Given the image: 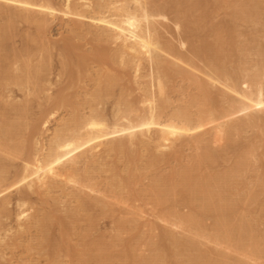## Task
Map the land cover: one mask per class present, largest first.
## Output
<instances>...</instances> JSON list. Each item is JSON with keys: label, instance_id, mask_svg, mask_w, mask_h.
Returning a JSON list of instances; mask_svg holds the SVG:
<instances>
[{"label": "bare ground", "instance_id": "bare-ground-1", "mask_svg": "<svg viewBox=\"0 0 264 264\" xmlns=\"http://www.w3.org/2000/svg\"><path fill=\"white\" fill-rule=\"evenodd\" d=\"M162 1L163 0H64V4L61 3L62 5H58L53 0H0V15L8 16V18L12 22L13 19L20 18L27 20L28 22L30 21L33 23H37L40 28H43L47 23H49V18L57 19V17L59 18V15H61L63 16V20L66 18L67 21H69L70 24L73 25L76 30L73 27L72 30L73 32L75 31L76 34L80 33L81 35V33L84 32L82 34L86 33L88 35H93L94 38L98 40V43L103 42L116 46L115 49H107L106 47H104L105 44L103 46L98 45V47H100L97 49L95 48L96 50H94V52H86L87 54H84L80 52L82 46H79V49V47L72 43L73 39H66V41L64 42L65 44L63 43L64 46L62 45L63 47L61 48V51H59L61 52L60 55L62 58V74L60 75H68L67 79H70L69 85L71 87H73L72 83L75 80V72H77L78 75L81 76V74L89 69L88 66L93 61L94 64H96L97 62L100 66H104V64L106 63H108V65L110 64V66L114 65L115 69L119 66L120 68L121 66L124 68H131L133 70V80L131 81V85H136L137 88L135 89V91H139L141 94V96H139L140 99L138 98L139 100H137V98V101H132L133 99L129 100V94L127 92L128 95H126L125 91L130 88V83L125 82L124 78L121 79L120 75L115 73L117 70H112L113 74L110 73L109 70H106L105 74L107 71H109L110 73L107 75L101 74V72L104 73L102 70L101 72L96 71V78V74H92V76L94 75L93 78H95L96 80V83L94 82L95 88L91 93L92 102L88 100L86 101L89 102L88 105L91 113L88 116L86 114V116H83L82 112L79 110L80 107H78V105L84 106V104L87 105V103L81 101L83 103L82 104L78 101H75V95H72V93L71 95H68V93L66 92L67 87L63 88L62 86V88L57 92L50 94L52 91V87L57 84L54 79L50 78L51 72L49 71H52V68L50 67V62H52V60L49 61L50 56L48 57L49 59L46 56H42L38 64L33 65L36 62L32 64L33 61L31 62V59H24V57L26 56L23 53H16L14 51L15 53L11 54V52H8L5 49L7 47V43L5 44V42H7V40L12 36L11 34H13L12 31L14 30L11 31V29H13L11 25H7L8 27H2L0 29V90L4 94H9L13 92L11 89L12 87H17L20 91L26 92V97H30L33 95H42L44 96V99H41H43V101L45 100L44 104L41 103L42 109H40L41 113H39L41 119L38 118L39 116H37V120L33 118L35 119V122L30 123L33 120H31L30 122L28 121V116L31 112V108L28 106L31 99L28 98V100L24 102V104L22 102L23 105H19L20 103L18 105L13 103H10V105L8 104L10 107V111L15 113V117L14 114L13 119H8L4 116V119L1 122L2 125L0 124V242H3L8 238V233L11 232L13 226L16 227L15 225H12V227L10 225H7V222L6 225L10 227V229L8 227L6 228V222L3 220L13 219L15 215H13V211L11 212L10 206L13 204L14 207L15 203V205L19 208V212L16 214V217L13 220L15 221L16 225H18V229H20L21 232H27L31 231L32 228H35L37 231L38 243L36 245L37 248L35 249L39 250L40 252H47L50 255V258L51 255H53L52 257L58 259L57 256H59V254L63 250H67L68 255H71L72 250H74V246L71 248V246L69 245L70 242L68 243L65 239H68V237H70L69 233L71 232L69 231L71 229V226L74 224V222H77L76 220L83 216L82 212L87 211L88 206V201L86 202L84 197L81 198L80 194L86 195L88 198H92L96 202H99L97 201V198H94L95 195H100L99 197L107 199L109 197L107 196V194L109 193L110 196L112 195L114 197V201L116 199L117 203L120 202L118 200L119 198L123 197L122 191L126 188V190L128 189L126 192L128 198L132 197V199L129 198V200L131 199V202L132 200L134 202V200L137 199L136 191L139 190L133 189V186L134 188H136L135 184L138 181L136 179L141 177L142 180V178H145L146 174L144 175L145 177H143V172L145 171H147V173L152 171L156 172L159 166V169L161 170V165H165L166 162L171 160V158L173 159L172 156L176 155L177 157L180 152H182V149H184L185 146L189 144H187L189 137L190 139L195 137V140L192 139V142L196 140L199 141L201 138L198 136V133L201 132L205 127L212 126L211 130L215 135L214 143H218L223 139L224 141H226L227 138L228 145H225V148H228V146L230 148V145H233V139L231 140V137L235 133L237 134L241 129H243V126H241V124L244 123L246 126H252V128L255 129L253 126H257L259 123H264V49H262V52H257V56L260 59L258 61V64L252 66V68H245L244 66H246L247 63L246 59L249 50L248 46L244 44H247V41L249 40L244 43L241 40L236 44L235 42L237 40L235 42L234 40L237 37V29L235 30L234 27L229 29L230 34H227L228 38L226 39L225 32H228V30L226 29L227 27H223L228 25H224V23L223 25L218 27L219 31L215 32L216 34L213 35L214 38L211 35L210 37H212V39H208H214L212 42L211 40L210 42H208L207 40H203L202 44L201 38H204V34L210 33L213 30L212 28L215 27L214 24H212V22L210 21L212 15L214 14H212L213 12H210L212 11L210 10L212 8L208 7L209 0H173L175 2L171 0L172 2L170 1V3L175 7H173V9L177 14V16L175 17H178V20L176 19L177 21L175 23L177 29H181L183 25L186 26L187 29H189V31L191 32L190 33L188 31V33L191 34V38L193 36L192 39H194V35L196 33H199V36L203 35L199 39L201 40L200 46H194L193 55H196L194 57H197L199 61L204 62L203 65H205L206 70L209 71V74H207V72L203 69V67L205 66L200 64L201 66H203L200 69V66L198 64H196L195 66L193 63H190L191 61L189 60L192 59L188 60V58H184V56L179 53V49L175 51V48L172 46L173 44L171 45L172 47H165L168 43L162 42V39L164 38H162L160 28L165 27V22L169 21V18L168 16H166L167 5L164 4L166 0L163 2ZM226 4L228 3H225V6ZM130 5L134 10H130ZM228 5L232 8L231 10L234 11L233 15L235 16L236 20L240 19V21L243 20V22L246 23H253L254 25L258 26L262 25L264 28V0H236L235 2L232 1V3ZM208 8L209 10H207ZM199 10L202 13L199 12ZM197 12H199V17L195 18V14L196 16L198 14ZM129 17H131V19H129ZM194 18L197 19V22H192ZM133 21H135V23ZM13 23H15V21ZM84 28H87V30ZM77 31L80 32L77 33ZM242 32L239 34L240 36L244 35V33ZM253 33L255 35L257 34L255 32H252V34ZM13 35H15V33ZM255 35L252 36L254 37V40L257 38V35L256 37ZM37 36L38 33L36 37ZM191 38L189 37V39ZM43 42L42 46H40L42 47L41 53L43 51L45 53L47 50L50 51L52 45L54 44L52 43V45H50L51 47H47V44L49 42L45 44ZM233 43H235L236 45L234 44L233 46ZM262 45L264 46V42ZM180 47H186L185 41L180 42ZM251 47L249 48L251 49ZM35 48L38 49L37 47ZM58 48L60 47L58 46ZM253 48L256 49L255 47ZM222 54L225 55L222 56ZM236 56L237 58L239 57L237 60L239 61V68L235 67V63H238L235 62L236 59L234 60ZM233 60L235 63H233ZM194 62L197 63L196 60H194ZM231 62L234 66L233 70H229L228 68V63L231 64ZM116 64L119 66L116 67ZM181 64H183V66L186 65L187 69L186 67H182ZM188 67H190L191 70H189ZM145 70L147 71L145 72ZM203 72H205L206 74ZM199 74H202L203 76L205 75L204 77H206V79H204V77L201 79V76H199ZM174 75L179 77L182 80V83L189 82L193 86L196 85L199 95L196 97L192 96L190 102L192 103V105L196 104L195 106H198V112H196L197 114L195 113L197 117L196 119L193 118L194 115L190 112L189 108H186L185 106V108H177V111L175 109V111L172 112L169 109L170 107L168 106V103L171 97H168V88L170 87L169 83ZM174 79L172 80V82H174ZM240 83L246 85V90L241 89L242 86L240 88ZM189 87L191 88V86ZM219 87L221 89H219ZM118 88L119 91L116 90ZM174 89L177 90V88ZM213 89H217L218 93L214 92L216 90L213 91ZM218 94L222 97V99H224V101L225 99H227L229 102L231 101L229 108L228 106L224 107V109L222 108L223 100L221 101L222 104L220 103L221 105H219L220 107L218 106L220 102V98L219 102L217 100L218 96L216 95ZM0 96H2V94H0ZM116 96H118V98L115 101L113 108V121L111 120L110 122H108L107 118H105L106 114H103L104 110L100 109V107L104 104H107L110 97L112 98ZM1 98L4 99V97ZM227 100L225 102H227ZM39 104L40 103H38V105ZM172 105L173 104H171V107ZM66 106L72 108V115L70 114V111L68 114H70L71 117L63 120L56 128L50 141L51 146L50 148L49 146L47 147L49 150L46 152V147L45 149L38 147V145L40 144L39 138H42L44 134L49 131L48 126L51 122V118L54 117L58 110ZM204 107H207V109H203ZM220 108H222L224 111H220ZM193 109L194 108H192V110ZM7 113H9V111H7ZM80 113L82 114V116L79 115ZM237 114L243 115V119H241V121L239 119H234ZM260 127H262V125ZM259 130L261 131L260 128ZM26 131H28L27 133H31L26 134ZM38 132L40 134H37ZM24 134H26L25 137L27 138L28 136L29 139H34V137L38 136L36 144L34 143L36 140L34 142L32 141L33 143L30 142L32 144L31 146L29 140L23 139ZM236 136L238 137V135ZM237 137L234 139H238ZM261 138L264 139V137H261L260 135L258 141H260ZM227 142H225V144ZM262 142L259 143L261 144V146ZM204 143L206 142L199 144L205 145V148H201L202 150H204V154L200 156L197 161L195 160V163L197 162L196 165L192 164V162L190 165L193 166L190 167L187 164L189 167L188 169L185 168V171H176V173H174L173 181L172 179L165 178V174L161 175H164V178L161 176H152V184L150 185V187H147L148 189L146 190V192L147 195L149 194V197L151 199L148 200L147 198V200L150 201L152 205H154L153 208H156V205L159 206L157 207V209L162 207L163 210L164 206L170 204L171 206L175 205V209H180V207L177 208L179 204L176 203L177 200L175 201V199H177L179 195H182L184 196V199H182V205L184 204L185 207L189 208L187 210L188 213H180V211L176 212L174 208H171L172 210H169L170 212L165 213L164 215L160 213L161 211H159L162 216L154 217L158 219L160 223H163L166 226L165 228L163 227L164 233L161 232L163 234L161 236L169 241V248L166 247L168 250L166 249V251L161 252L159 250L161 248L158 249L153 247L154 249L152 255L147 259L145 258L146 255L144 256V258H142V256L138 257L135 253L136 248L134 249V247H131L128 249L127 244L126 248L128 251L126 250V248L124 249L127 251V253H125L128 264H169L168 261L172 258H169L170 256L168 257L167 252H169V254H173V259H176L177 257L185 254L188 258V262H186L187 264H248L249 261L257 264H262V260L264 259V233H260L259 231H257L258 229H255L252 225L253 222H256V224H258L262 217H253V219L252 217H249L250 213H254L252 212L254 209V207L252 206L253 203L249 204L251 207H253L249 209V212L252 209L250 213L245 209L249 206H244V204L246 205L248 204V202L250 203L251 201L255 200L258 194H256V192L254 193V191H248L249 193H247V196L245 195L246 198L243 201L238 202L233 200L231 201L229 198L230 196H232V193L234 191L241 190L237 189V185H240V182H242L243 184V176L248 174H245V171L251 170L248 168H250L249 166H252L256 160H253L252 165H249L250 163L247 162V158L249 157L247 156V158H245V155L244 157L240 156L239 161L235 163V167L233 169V166L231 167V171L227 170L229 172L221 176H217L214 173L215 171H211L215 174L214 175L213 173H211L213 174V176L209 175L210 181H213L212 183L208 184V181L202 183V181H204L202 180L203 178L199 180H202L201 183H198L197 181L199 178L197 179V181H195L197 177L193 175H196L197 171L202 168L201 165L206 167L207 165H210L208 162L210 161V159H212V161H215L214 158H220L221 156V152L218 153L217 156V153H215L217 151L212 148L213 146L210 147L208 146L209 144L206 145L207 143ZM33 144L35 146H33ZM257 144V142L254 143V146ZM194 147L196 148V146ZM251 147H253V145ZM197 148L199 149L200 147ZM138 150H141L144 153L148 152V156L144 155L142 152L138 154ZM222 150H224V148ZM238 150L235 154H237ZM249 151L250 150H248V152ZM242 153L245 154L244 152ZM254 153L255 152H253V154ZM110 154L111 156L115 154L119 158H124L121 159L122 161L124 160L123 163L126 162L128 166H126L125 163V169L123 168L124 166L122 167L124 169L123 173L125 175H123L122 172H118L119 168L117 169L115 167H112L113 169H110V166L109 169L112 175L109 173V176L111 177H109L108 179H106V177V180H104L103 182L102 180H100L103 177L102 174L105 173L103 170V160L109 157ZM221 154L224 155L223 153ZM238 155L240 154L238 153L236 156ZM255 156H259L258 158L260 159L259 153ZM212 161H210V163H212ZM106 162L107 160L104 164H106ZM108 162L110 161L108 160ZM142 162L145 163L144 167L141 166ZM257 162L258 161L255 162V165H257ZM255 165H253V167H255ZM98 167L99 169H96ZM105 167L107 166L105 165ZM258 167H260V165H258ZM262 168L264 169V167ZM202 170L203 173H205L204 169ZM102 171L104 173H102ZM173 172H175V170ZM203 173H201L200 170V174ZM157 175L159 174L157 173ZM172 175L173 173L168 176L171 177ZM197 175H199V173ZM204 175L205 174H203V177ZM200 176L201 175H199L198 177ZM209 176H205L204 178ZM259 176L256 182L258 183V185H255H257V189H260L261 187V189H263L264 175ZM170 181H172L173 183L170 184ZM241 186L244 187V185ZM247 187L245 188V190L250 188ZM70 188L74 193L75 198H77V201L80 203V206H78L79 204L77 205L79 209H75L76 211L69 216V218H71V222L68 221L66 223L63 220V217L62 219L57 216L59 214L54 215L56 210L54 206V213L50 214L48 209V211H45L44 209L45 215H43L44 213L43 211H41L42 216L39 215L41 214V212L39 214L36 213L32 215L29 212L30 209H23L26 207L27 201L30 199L29 196L31 195L28 194L29 191L30 193L32 192V195L36 193H45L46 196V194H56L55 192L66 193L65 191H68ZM243 192L244 191H242V193ZM235 193L236 192H234V194ZM238 194L239 192L237 193V195ZM91 195L93 197H91ZM124 195L126 196L125 193ZM239 195L241 196V194ZM139 197L140 196H138V198ZM44 199L46 198L44 197ZM145 199L146 195L144 196L143 200ZM125 200L126 201L124 202L121 201L120 204L122 203L124 205H127L128 203L132 207L135 206V204H131L128 199ZM148 201L146 202L145 200L143 203H147V205L151 204L150 202L148 203ZM241 202H244L243 206L245 207L244 208L241 205V207L245 209L242 211L248 212V217L250 218V220L247 219V216L245 215L241 218L238 217V219L237 217H234L235 215H237V209L240 206L239 204ZM262 202L263 201H261V203ZM136 206H138V204ZM136 206L133 207L134 212L132 213V218L127 221L121 220L118 224L119 228H127L126 225L128 224H131L132 229L140 228L138 227L140 221L139 217L146 212H144L142 206L140 207L139 211H135ZM108 209L110 210V208ZM239 209L241 211L240 207ZM109 210L105 212V215ZM111 210L112 212L115 211L112 208ZM239 212L238 215L240 216ZM261 213V216H264L263 212ZM155 214L157 215V212ZM258 216H260V214ZM206 217L208 218V220L212 219L214 221H212L213 224H210V227H212V225L213 227L209 232L207 229H205L206 227H203L204 222L202 221V219ZM233 217L235 219H232ZM86 219L84 220L87 221ZM93 220V217L88 218L91 228L96 226L95 224H93ZM117 220L119 221V219ZM56 222L58 224H56ZM94 222L96 221L94 220ZM55 224L58 225V232L62 238H57L52 235V232H54V226L57 227ZM260 225L261 224H259V226ZM206 226L208 227V225ZM256 227L260 228L258 226ZM161 236H159L160 239ZM118 239L120 238H117V240ZM68 241L70 240L68 239ZM158 245L160 246V244ZM201 246H205L207 248L214 247L215 251H218L219 248H224L226 251L229 250L231 251V253L233 252L232 254H234V256L236 254H238L240 257L242 256L244 258V261H242V257L241 260H238L237 258H233V256L231 258L236 260L235 262H233V259H230V256L225 253H219L220 251L218 253L216 252V254L212 253L211 248L209 249L211 255L213 257L215 256L217 259L213 260L211 256V259L209 260V251H206V249L204 251ZM93 247L95 248H92L85 243L83 250H77L74 252L78 256V264H110L109 259L111 258V248L109 249L108 245L105 246L103 245V243ZM26 248L27 251H30V249H32L33 247L30 244ZM62 253L64 254V252ZM171 261V264L174 263L173 260Z\"/></svg>", "mask_w": 264, "mask_h": 264}, {"label": "rangeland", "instance_id": "rangeland-1", "mask_svg": "<svg viewBox=\"0 0 264 264\" xmlns=\"http://www.w3.org/2000/svg\"><path fill=\"white\" fill-rule=\"evenodd\" d=\"M56 4H58V5H62V4H64L63 2H64V0H53ZM163 1H165V0H163ZM162 1V2H163ZM170 1L171 0H166L165 2H164V4H166L167 5V11H166V16H168V18H169V21H167V22H165L166 23V25H165V27L163 28V27H161L160 28V31H161V35H162V38H164V39H162V42H166V43H168V44H166L167 46H165V47H174L173 49L175 50V51H177L178 49V51H180L179 53H181V55L182 56H184V58H188V60L189 59H192V60H189V61H191L190 63H193L195 66H196V64H198L200 67V69L203 67V66H205V65H203V61H199V59L197 58V57H194V56H196V55H193V48H194V46H200V41L202 40V44H203V40L204 41H208V42H210V40L212 39V37H210L211 35L213 36V35H215L216 33L215 32H217V31H219L218 30V27H220L221 25H223L224 23V25H228V26H225V27H223V28H226L227 30H228V32H229V29H231V28H233L234 27V29L236 30L237 29V37H236V39L234 40V42L237 44V43H239L241 40L243 41V43L244 42H246L247 40H249V41H247V44L245 43L244 45H246V46H248V50H249V53H248V55H247V59H246V61H247V63H246V66H244L245 68H252V66H255L256 64H258V61L260 60L259 59V57L257 56L258 55V53L259 52H262V49H264V46L262 45L263 44V42H264V28H263V26L262 25H254L253 23H246V22H243V20H241L240 21V19L239 20H236L235 19V16L233 15L234 14V11L233 10H231L232 8L228 5V4H231L232 3V1L233 2H235L236 0H209V3H208V7H210V8H212V9H210V10H212V11H210V12H213L212 14H214V15H212V17H211V22H212V24H214V28H212L213 30L210 32V33H207V34H204L205 36H204V38H201V36H203V35H200L199 36V33H196L195 35H194V39H192L193 38V36H192V38H191V34H189L188 33V31H189V29H187V27L186 26H182V28L181 29H177V27H176V25H175V23H176V21L178 20V17H175V16H177V14L175 13V10L173 9V7L174 6H172V4L170 3ZM173 1V0H172ZM171 1V2H172ZM237 1H240V0H237ZM173 2H175V1H173ZM188 2V1H187ZM187 2H185V3H187ZM62 3V4H61ZM184 3V2H183ZM211 3V4H210ZM225 3H228V4H226V6H225ZM188 5V4H187ZM187 5H185V6H187ZM209 5H211V6H209ZM223 5H224V7H223ZM226 7V8H225ZM171 10H170V9ZM175 8V7H174ZM216 8V9H215ZM204 9V8H203ZM207 10H209V8L207 9ZM233 11V12H232ZM171 12V13H170ZM175 14H174V13ZM199 12H201L200 10H199ZM199 12H197L198 14H197V16H196V14H195V18H197V17H199ZM202 13V12H201ZM201 13H200V15H201ZM5 16V17H4ZM61 17V18H60ZM63 16H61V15H59V18L57 17V19H51V18H49L50 19V21H49V23H47L43 28L41 27H39V25L37 24V23H33V22H28L27 20H24V19H20V18H18V19H13V22L15 21V23H13L9 18H8V16H6V15H0V29L2 28V27H8V26H10L11 25V27L13 28V29H11V31L12 30H14V31H12V33L14 34L15 33V35H13V34H11L12 36L7 40V42H5V44L7 43V47H6V45H5V49L8 51V52H11V54L12 53H23L26 57H24V59H28V60H30L31 62H32V64L33 63H35V64H33V65H37L38 64V62H39V60H40V58L42 57V56H46L47 58L50 56V60L49 61H51L52 60V62H50V67L52 68V71H49V72H51V74H50V78H52V79H54V81L55 82H57V84L56 85H54L53 87H52V91H51V93L50 94H52V93H55V92H57L59 89H61L62 88V86H63V88H65V87H67V93H68V95H71V93H72V95L74 94L75 96V101H78V102H80V103H82L81 101H83V102H85V103H87V105L89 104V102H86L87 100L88 101H90V102H92L91 100H92V97H91V93H92V91H93V89L95 88V86H94V84L96 83V80H95V78H96V76H97V74H96V71H98V72H101V70L104 72V73H102L101 72V74H103V75H107V74H110V73H112L113 74V71H116L115 73L116 74H119L120 75V77H121V79L122 78H124L125 79V82H129L130 83V88L129 89H127L125 92H126V95H128L129 94V100H132V101H137V100H139L140 98H139V96H141V94H140V92L139 91H135V89L137 88V86L135 85H131V81L133 80V70L131 69V68H124V67H122L121 66V68H120V66L119 65H117L116 64V67L117 66H119V67H117L116 69L114 68L115 66L114 65H112V66H110V64L108 65V63H106V64H104V66L103 65H99L96 61V64H94V62L92 61L91 63H90V67L88 66V70L87 71H85L83 74H81V76H79L78 75V73L77 72H75V80L73 81V87H71L70 85H69V82H70V79L68 80L67 79V77H68V75H65V74H63V75H60V74H62V58H61V52H59V51H61V48L64 46V42L66 41V39H68V38H70V39H73V44H75L77 47H81V49H80V47H79V49H80V52L81 53H84V54H87V53H92V52H94V50H96L97 48H99L98 47V45H104V47H106L107 49L109 48V49H115L116 48V46L115 45H112V44H109V43H103V42H100V43H98V40L97 39H95L94 38V36L93 35H88V34H82V33H84V32H82L81 33V35H80V33H78V32H80V31H77V33L78 34H76V32L74 31L73 32V25L72 24H70V22L69 21H67V19L65 18L64 20H63V18H62ZM193 19L192 20V22H194V21H196L197 19ZM177 19V20H176ZM10 20V21H9ZM21 20V21H20ZM62 20V21H61ZM26 21V22H25ZM67 21V22H66ZM9 22V23H8ZM19 22V23H18ZM28 22V23H27ZM174 22V23H173ZM197 22V21H196ZM227 22H228V24H227ZM3 23V24H2ZM12 24H14V25H12ZM33 24V25H32ZM196 24V23H195ZM236 24V25H235ZM8 25V26H7ZM37 27V28H36ZM71 27V28H70ZM73 27V28H72ZM39 28V29H38ZM70 28V29H69ZM254 28V29H253ZM258 30H257V29ZM41 29V30H40ZM47 29V30H46ZM75 29V28H74ZM84 29H86L87 30V28H84ZM211 29V28H210ZM220 29H222V28H220ZM260 29V30H259ZM45 30V31H44ZM76 30V29H75ZM185 30H186V32H185ZM209 30V29H208ZM208 30H207V32H208ZM263 30V31H262ZM36 31H38V32H36ZM72 31V32H71ZM180 31V32H179ZM184 31V32H183ZM210 31V30H209ZM221 31V30H220ZM239 31H243L242 33H244V35H245V37H244V35H239L241 32H239ZM260 33H259V32ZM17 32V33H16ZM190 32V31H189ZM205 32H206V30H205ZM228 32H225L226 34V39L228 38L227 37V34H230V32L228 33ZM252 32H255V33H257L256 35H257V38L254 40V37H252L253 35H255L254 33L252 34ZM34 33V34H33ZM37 33H38V36L36 37V35H37ZM88 33V32H87ZM191 33V32H190ZM219 33H221V32H219ZM30 34V35H29ZM32 34H33V36H32ZM36 34V35H35ZM72 34V35H71ZM186 36H185V35ZM203 34V33H202ZM260 34V35H259ZM35 35V36H34ZM85 37H84V36ZM256 35H255V37H256ZM28 36V37H27ZM32 36V37H31ZM44 36V37H43ZM73 36H76V37H73ZM199 36V37H198ZM208 38H207V37ZM249 38H248V37ZM259 36V37H258ZM73 37V38H72ZM79 37V38H78ZM189 37L191 38V39H189ZM196 37V38H195ZM206 37V38H205ZM33 38H35V39H33ZM41 38V39H40ZM65 38V39H64ZM85 38V39H84ZM166 38V39H165ZM182 38V39H181ZM201 38V40H199ZM209 38H211L210 40H208ZM213 38H214V36H213ZM245 38V39H244ZM11 39V40H10ZM39 39V40H38ZM259 39V40H258ZM74 40H75V42H74ZM83 40V41H82ZM185 41V43H186V47H184V48H181L180 47V42L181 41ZM214 40V39H213ZM213 40H211V42L213 41ZM257 40V41H256ZM11 41V42H10ZM39 41V42H38ZM43 41H45V42H43L44 44L45 43H48L47 44V47H51L50 45H52V43L54 44V45H52V47H51V49H50V51H46L45 53H44V51L41 53V51H42V47H40V46H42V42ZM59 41V42H58ZM72 41V40H71ZM169 41V42H168ZM27 42V43H26ZM29 42V43H28ZM41 42V43H40ZM56 42V43H55ZM78 42V43H77ZM173 42V43H172ZM252 42H253V45H252ZM61 43V44H60ZM64 43V44H63ZM170 43V44H169ZM191 43V44H190ZM235 43H233V46H234V44ZM250 43V44H249ZM260 43V44H259ZM27 44V45H26ZM165 44V43H164ZM173 44V45H172ZM175 44V45H174ZM196 44V45H195ZM201 44V45H202ZM235 44V45H236ZM258 44V45H257ZM30 45V46H29ZM49 45V46H48ZM63 45V46H62ZM168 45H170V46H168ZM172 45V46H171ZM257 45V46H256ZM11 46V47H10ZM54 46H56V47H54ZM58 46L60 47V48H58ZM97 46V47H96ZM251 46H253V47H255L256 49H254L253 47H251ZM9 47H10V49H9ZM23 47V48H22ZM35 47H37L38 49H36ZM249 47H251V49L249 48ZM261 49H260V48ZM96 48V49H95ZM177 48V49H176ZM191 48V49H190ZM253 48V49H252ZM26 49H27V51H26ZM32 49V50H31ZM54 49V50H53ZM82 50H84V51H82ZM15 51V52H14ZM232 51H233V49H232ZM254 51H256V52H254ZM264 51V50H263ZM87 52V53H86ZM252 52H253V54H252ZM258 52V53H257ZM46 53H47V55H46ZM233 53V52H232ZM251 53V54H250ZM43 54V55H42ZM51 55H52V58H51ZM60 55V56H59ZM225 54H222V56H224ZM186 56V57H185ZM252 56V57H251ZM191 57V58H190ZM239 58V57H238ZM238 58H237V56H236V58H234V60H235V62H238V63H235L234 62V60H233V63H235L236 64V66L235 67H237V68H239V61H237L238 60ZM49 59V58H48ZM249 59V60H248ZM35 60H37V61H35ZM187 60V59H186ZM194 60H196L197 61V63L196 62H194ZM256 60V61H255ZM198 61H199V63H198ZM250 61V62H249ZM48 62V61H47ZM201 62V63H200ZM249 62V63H248ZM52 63V64H51ZM232 62H231V64L230 63H228V68H229V70H233V64ZM203 65V66H201V65ZM234 64V65H235ZM198 65H197V67H198ZM231 65H232V68H231ZM247 65H249V66H247ZM103 66V67H102ZM106 66H109V67H106ZM181 66L182 67H186V69H187V66L186 65H184L183 66V64H181ZM101 67V68H100ZM111 67H113V68H111ZM104 68H105V70H104ZM106 68H108V69H106ZM124 68V69H123ZM189 68V70H191L190 69V67H188ZM99 69V70H98ZM111 69V70H110ZM203 69L207 72V74H209L208 72V70H206V66L205 67H203ZM202 69V70H203ZM235 69V68H234ZM106 70H109L110 71V73H109V71H107L106 72V74H105V71ZM113 70V71H112ZM203 70V71H204ZM90 71V72H89ZM112 71V72H111ZM119 71V72H118ZM147 70H145V72H146ZM118 72V73H117ZM144 72V71H143ZM144 72V73H145ZM203 73H205V72H203ZM53 74V75H52ZM92 74H96L95 75V78H93L94 77V75L92 76ZM206 74V73H205ZM58 75V76H57ZM128 75V76H127ZM92 76V77H91ZM199 76H201V79L205 76H203L202 74H199ZM61 77V78H60ZM131 77V78H130ZM59 78H60V80H59ZM83 78V79H82ZM175 78V79H174ZM78 79V80H77ZM95 81H94V80ZM174 79V82H172V80ZM204 79H206V77H204ZM203 79V80H204ZM61 81H63V82H61ZM65 81V82H64ZM83 81V82H82ZM176 81V82H175ZM95 82V83H94ZM171 83V84H170ZM170 83H169V86L171 87H169L168 89L170 90H168V97L170 98V101H169V103H168V106L170 107L169 109L171 110V112L172 111H175V109H176V111L178 110L177 108H189V110H190V112L194 115V119H196L197 117H196V112H198L197 110V108H198V106L196 107L195 105L196 104H194V105H192V103H190L191 102V97L192 96H198L199 95V93H198V90H197V88H196V85L195 86H193V85H191L189 82H184V83H182V80L179 78V77H177L176 75H174L173 76V78L171 79V81H170ZM173 83V84H172ZM182 83V84H181ZM74 84H75V86H74ZM60 85V86H59ZM181 85H183V86H181ZM132 86V87H131ZM189 86H191V88L189 87ZM241 86H242V88H241ZM88 87V88H87ZM177 88V90L176 89H174V88ZM182 87V88H181ZM193 87V88H192ZM84 88V89H83ZM240 88L241 89H244V90H246L245 88H246V85L245 84H242V83H240ZM12 89V93H9V94H4L1 90H0V94H2V96H0V124H1V122L3 121V119H4V116L6 117V118H8V119H13L14 117H15V113L14 112H11L10 111V107H9V105H10V103L12 104H19V105H23L24 104V102H26L27 100H28V98L29 99H31L30 101H29V107L31 108L30 109V114H29V116H28V118H29V122L31 121V120H33V121H31L30 123H32V122H35V119L37 118V116H39L38 118H40V114L39 113H41V110L40 109H42V104L41 103H45L44 101H43V97L44 96H42V95H40V96H35V95H33V96H30V97H26V92L24 91H20L17 87H12L11 88ZM130 89H132V90H130ZM172 89V90H171ZM174 89V90H173ZM184 91H183V90ZM196 89V90H195ZM219 89H221L220 87H219ZM87 90V91H86ZM117 91H119V88L118 89H116ZM124 90V89H123ZM123 90H121V91H123ZM180 90V91H179ZM214 90H216V91H214ZM191 91V92H190ZM196 91V92H195ZM213 91L214 92H217L218 90L217 89H213ZM127 92H128V94H127ZM179 92V93H178ZM186 92V93H185ZM87 93V94H86ZM182 93V94H181ZM218 93V92H217ZM216 93V94H217ZM90 94V95H89ZM138 94V95H137ZM189 94H190V96H189ZM4 95V96H3ZM6 95H7V97H6ZM77 95V96H76ZM86 95H87V97H86ZM132 95V96H131ZM12 96V97H11ZM42 96V97H41ZM82 96V97H81ZM131 96V97H130ZM216 96H218V102H219V98H220V102H219V104H218V106L219 105H221L222 103L223 104H225V105H223L222 104V108L224 109V107H226V106H228V108L230 107V102L227 100V99H225V101L227 100V102H225L224 101V99H222V97L221 96H219V94L218 95H216ZM232 96V95H231ZM1 97H4V99L3 98H1ZM10 97V98H9ZM26 98V99H25ZM39 98V99H38ZM41 98H43V99H41ZM116 98V99H115ZM117 98H118V96H116V97H110V99L108 100V102H107V104H104V105H102L101 107H100V109H103L104 111V113L103 114H106V116H105V118H107V120H108V122H110L111 120L113 121V108H114V104H115V101L117 100ZM136 98H137V100H136ZM139 98V99H138ZM1 99H2V101H1ZM188 99V100H187ZM11 102H10V101ZM223 100V101H222ZM15 101V102H14ZM18 101V102H17ZM42 101V102H41ZM221 101H222V103H221ZM235 101V100H234ZM22 102H23V104H22ZM40 103L39 105H38V103ZM225 102V103H224ZM37 103V104H36ZM186 103V104H185ZM221 103V104H220ZM233 103V102H232ZM9 104V105H8ZM83 104V103H82ZM171 104H173L172 105V107H171ZM227 104V105H226ZM87 105H85L84 104V106L83 105H81V106H79L78 105V107H80L79 108V110L82 112V114H83V116H88V115H90V109H89V105L87 106ZM194 106V107H192V106ZM181 106V107H180ZM185 106V107H184ZM72 107V106H71ZM220 107V106H219ZM82 108V109H81ZM192 108H194L193 110H192ZM222 108H220L219 110L220 111H224ZM227 108V109H228ZM9 109V110H8ZM203 109H207V107L205 108H203ZM169 110V111H170ZM218 110V111H219ZM7 111H9V113H7ZM71 111V112H70ZM219 111V112H220ZM70 112V114L72 115V108H70L69 106H66V107H64V108H61L60 110H58L57 111V113L54 115V117H52L51 118V122H50V124H49V126H48V128H49V131H47L45 134H44V136L42 137V138H39V142H40V144L38 145V147L39 148H44L45 149V147L47 148L48 146H49V148H50V146H51V144H50V141H51V138L53 137L52 135L54 134V132H55V130H56V128L59 126V124L63 121V120H65L66 118H68V117H71V115L70 114H68ZM79 112V111H78ZM196 113V114H195ZM11 114H12V116H11ZM13 114H14V117H13ZM37 114H39V115H37ZM82 114L80 113L79 115L80 116H82ZM86 114V115H85ZM218 114V113H217ZM68 115H70V116H68ZM9 116V117H8ZM35 116V117H34ZM31 117V118H30ZM33 118H35V119H33ZM37 118V119H38ZM36 119V120H37ZM41 119V118H40ZM70 119V118H69ZM234 119H239L240 121H241V119H243V115H241V114H237V116H235L234 117ZM68 120V119H67ZM241 123V122H240ZM244 124V123H243ZM243 124H241V126H243L242 128L244 129H241L240 130V132H238L237 134L235 133L232 137H231V140L233 139V145L231 146L230 145V148H229V146H228V148L226 147L225 148V145L227 146L228 145V142H227V138H226V141H224V139L222 140V141H220V142H218V143H214V138H215V135H214V132L211 130L212 129V126H207V127H205L201 132H199L198 133V136L203 140H199L201 143H203V142H206V143H204V144H206V145H208V146H213L212 148L213 149H215V151H217V152H215V153H217L216 155L218 156V153H223L224 155H228V156H224V155H222L221 153H220V158H214L215 159V161L213 160L212 161V159H210V161H212V163H214V164H212V163H210V161H208L209 162V164L210 165H207L206 167L205 166H203V165H201L202 166V168H200L198 171H197V174L199 173V175H201L200 177H198L199 175H193V176H195V177H197L196 178V180L195 181H197V179H198V183H201V181L202 180H204V181H202V183H204L205 181H208V184H210V183H212L213 181L211 180L210 181V176H213V174L215 173L217 176H221V175H223V174H225V173H227V172H229V171H231L234 167H235V163H237L238 161H239V158H240V156L241 157H244V155H245V158H247V156L249 157V158H247V162L248 163H250L249 165H252V162H253V160L255 161H258L257 162V165H255L256 163V161L254 162V164L253 165H255V167H253V165L252 166H249L250 168H248V169H251V170H246L245 171V174L246 173H248V174H246L245 176H243L244 177V180H242V181H244L243 182V184H242V182H240L241 184L240 185H237V189H241L242 191H244L243 193H242V191L240 190V191H238L237 189V191H234V192H236L235 194H234V192L232 193V196H230L229 198H230V200L232 201H243L246 197H245V195L247 196V193H249L250 191H254V193L256 192V194H258L257 196H256V201L255 200H253V201H251L250 203L248 202V204H244V202H241L239 205V207L241 208V211H240V209H239V207H238V209H237V215H235L234 217L236 218L237 217V219H238V217L239 218H241V217H244V215L245 216H247V219H249L250 220V218L252 217V219H253V217H255V218H257V217H264V216H261V212H263V214H264V205H262V204H264V187H263V189H257V185H258V183H256L257 182V178H258V176L259 175H264V169L262 168V167H264V146H263V144H264V139L263 138H261V140L263 141H261L260 139V141H258V138H260V135H261V137L263 136L264 137V126H263V124L264 123H259L258 125H262V127H260V126H253L255 129H253L252 128V126L250 127V126H246L245 124L243 125ZM2 125V124H1ZM0 125V126H1ZM257 127H258V129H257ZM259 128L261 129V131L259 130ZM250 129V130H249ZM244 131V132H243ZM25 132V131H24ZM28 131H26V134H30L31 132H29V133H27ZM40 132V131H39ZM37 133V134H40V133ZM26 134H24V137H23V139H27V140H29V143L31 142V143H33L35 140V144H36V142H37V138H38V136H36V137H34V139H29L28 138V136H27V138L25 137L26 136ZM236 135H238V137L236 136ZM258 135V136H257ZM256 136V137H255ZM29 137H30V135H29ZM238 138V139H234V138ZM197 138V137H196ZM247 138V139H246ZM254 138H255V140H254ZM192 139H194L195 140V137L194 138H192ZM192 139H190V137H189V139H188V142H187V144L188 145H186L185 146V148L184 149H182V152H180V154L176 157V155L175 156H172L173 157V159L171 158V160L170 161H168V162H166V164L164 165H161V170L159 169V167L157 168V171L155 172V171H152V172H148L147 173V171H145V172H143V177H145V178H142V180H141V177L140 178H138V179H136V180H138L137 182H136V184H135V187L136 188H134V186H133V189H136V190H138V191H136L137 192V199H135L136 200V203H135V200H134V202H133V200H132V202H131V199H132V197H129V198H131L130 200H129V198H128V196H127V190H126V188L122 191V195H123V197H121V198H119V200L118 201H126L125 199H128L130 202H131V204H135V206L138 204V206H136V210L135 211H139L140 210V207L142 206V209H144V212H146L147 213V215H146V213H142L143 215H141L140 217H139V226L138 227H140L139 229L137 228V229H132L131 228V224L129 225H126V227L127 228H119V222L121 221V220H129L130 218H132V213L134 212V208L133 207H135V206H131L130 204H128L127 203V205H124V204H120V202H117L116 203V199H115V201L113 200V196L111 195L110 196V194L108 193L107 194V196H109L107 199H105V198H103V197H99L100 195H95L94 196V198H97L98 200L97 201H99V202H96L94 199H92V198H88L86 195H82V194H80V197L82 198V197H84V199L86 200V202L88 203V206H87V211H85V212H82V214H83V216H81V218H79L78 220H76L77 222H74V224L71 226V229H70V231L69 232H71V233H69V236L71 237H68V239L70 240V241H68V239H65L68 243L70 242V246H71V248L73 247V249L74 250H72V252H71V255L69 254L68 255V253H67V250H63L62 252H64V254L61 252L60 254H59V256H57L58 257V259L57 258H55V257H52L53 255H51V258H50V255L46 252V253H44V252H40L39 250H37V249H35V248H37L36 247V245H37V240H38V234H37V231H36V229L34 228H32L31 229V231H27V232H21V230L20 229H18V225H16V223H15V221L13 220V219H15V217H16V214L19 212V208L15 205V203H14V207H13V204L10 206V209H11V212L13 213V215H15L14 217H13V219H11V220H6V219H3L5 222V225L7 224V222H8V224L7 225H10L11 227H12V225H15L16 227H14L13 226V228H12V230H11V232H9L8 233V238L5 240V241H3V242H0V264H78V256L74 253L75 251H77V250H83L84 249V244L86 243V244H88L89 246H91L92 248H95V247H93V246H97V245H99V244H102L103 243V245H105V246H107L108 245V247H109V249H110V252L112 253H110V255H111V258L109 259L110 260V264H126V262L128 261L127 260V258H126V253H127V248L129 249V248H131V247H134V249H135V253H136V255L139 257H141L142 256V258H144V256H145V258H149L151 255H152V252H153V249L154 248H161V249H159L161 252H164V251H166V249L167 248H169L168 246L170 245V243H169V241L168 240H166V239H164L163 238V236H161V235H163L162 233H164V229H163V227L165 228L166 226L163 224V223H160L159 222V220L158 219H156L155 217L156 216H162V214L164 215L165 213H168V212H170L173 208H174V210H176V212H179L180 211V213H188V207H185V205L183 206L182 205V203H183V200L182 199H184V196H182V195H179L178 197H177V199H175V201H176V203L177 204H179V206H177V208H179L180 207V209H175L176 207H175V205H172V206H174V207H172L170 204L169 205H167V206H164L163 207V210H162V207L161 208H159V209H157V207H159V206H156L155 205V207L156 208H153L154 207V205H152V203L150 202V201H148L149 199H150V197H149V194L147 195V192H146V190L148 189L147 187H150V185L152 184V179H153V177L154 176H157V177H159V176H161L162 174H165V178H169V179H172V181H173V179H174V173H176V171H178V172H180V171H183L185 168L186 169H188V167L190 166H193V165H190L192 162V164H195L196 165V163H195V160L197 161L198 159H199V157L200 156H202L203 154H204V150H202L203 148H205L204 146L205 145H199V144H201L199 141H194V142H192ZM199 139V138H198ZM204 139H205V141H204ZM257 140V141H256ZM33 141V142H32ZM213 141V142H212ZM191 142H192V145H191ZM225 142H227L226 144H225ZM236 142V143H235ZM243 142V143H242ZM258 143L257 145H255L254 146V143ZM260 142H262V146H261V144H259ZM30 143V144H31ZM42 143V144H41ZM213 143V144H212ZM235 143V144H234ZM253 143V144H252ZM197 144V145H196ZM46 145V146H45ZM190 145V146H189ZM244 145V146H243ZM249 145V146H248ZM253 145V147L255 148H253V147H251ZM31 146H32V144H31ZM33 146H35L34 144H33ZM43 146V147H42ZM194 146H196V148L194 147ZM236 146H238V147H236ZM261 146V147H260ZM197 147H200L199 149L197 148ZM232 147V148H231ZM245 147H247V148H245ZM248 147H250V148H248ZM202 148V149H201ZM217 148V149H216ZM224 148V150H222ZM236 148H237V150H238V152H237V154L239 153L240 155H238V156H236L237 154H235L236 153ZM241 148H242V150H241ZM245 148V149H244ZM257 148H260V149H257ZM219 149H221V150H219ZM228 149V150H227ZM253 149H254V151H253ZM46 150V152L49 150L48 148L47 149H45ZM44 150V151H45ZM230 150V151H229ZM234 150V151H233ZM241 150V151H240ZM248 150H250L249 152H248ZM225 151H226V154H225ZM229 151V152H228ZM247 152V154H246V152ZM255 152L254 154H253V152ZM140 152H142L144 155H146V156H148V152L147 153H144L143 151H141V150H138V154H140ZM242 152H244L245 154H243ZM182 153V154H181ZM259 153V155H260V159L258 158V157H256L255 155L256 154H258ZM199 154V155H198ZM250 154H252L253 155V157H252V155H250ZM115 157H114V156ZM112 156H111V154H110V156L109 157H105L106 159H104L105 161L107 160V162H108V160L110 161V162H108V165H107V162H106V164H104L105 163V161L103 160V167H104V172L102 171V173H104V174H102V178L100 179V180H102L103 182H104V180H106V179H108L109 177H111V176H109V173L112 175V173H111V171H110V169H113L112 167H115V168H119L118 169V172L119 173H121L122 172V174L123 175H125L124 173H123V170L125 169V167L126 166H128L127 165V163L126 162H124L123 163V161H122V159H124V158H122L121 156V158H119L117 155H115V154H113ZM251 157H250V156ZM224 156V157H223ZM256 158H255V157ZM176 157V158H175ZM222 157V158H221ZM236 157V158H235ZM262 157H263V159H262ZM115 158H117V159H115ZM119 158V159H118ZM178 158V159H177ZM250 158H252V159H250ZM254 158V159H253ZM238 159V160H237ZM249 159V160H248ZM257 159H259V160H257ZM144 160V159H143ZM145 160H146V158H145ZM119 161V162H118ZM122 161V162H121ZM125 161H126V159H125ZM233 161H234V163H233ZM190 162V163H189ZM263 162V163H262ZM111 163V164H110ZM125 163H126V166H125ZM124 164V165H123ZM141 164V163H140ZM189 166H188V165ZM105 165L107 166V167H105ZM115 165V166H114ZM144 165H145V163L144 162H142V165L141 166H143L144 167ZM184 165H187V166H184ZM258 165H260V167H258ZM110 166H111V168H110ZM118 166V167H117ZM124 166V167H123ZM180 166V167H179ZM213 166V167H212ZM220 166V167H219ZM233 166V167H232ZM259 168H257V167ZM262 166V167H261ZM94 167H97V166H94ZM124 169H123V168ZM231 167H232V169H231ZM253 167V168H252ZM110 168V169H109ZM173 168H174V170H175V172H173L174 170H173ZM96 169H99V167L98 168H96ZM107 169V170H106ZM202 169H204V171H205V173H203V170ZM213 169V170H212ZM258 171H257V170ZM200 170H201V173H203V174H205L204 175V177L205 176H209V177H206V178H204L203 177V174H200ZM216 170H217V172H216ZM227 170H229V171H227ZM109 171V172H108ZM161 171V172H160ZM185 171V170H184ZM211 171H215L214 173L213 172H211ZM256 171V172H255ZM259 172V173H258ZM157 173L159 174V175H157ZM173 173V175L171 176V177H169L171 174ZM211 173H213V174H211ZM218 173V174H217ZM255 173H257V174H255ZM262 173V174H261ZM146 174V175H145ZM147 174H149V175H147ZM151 174V175H150ZM156 174V175H155ZM195 174V173H194ZM214 174V175H215ZM244 174V173H243ZM145 175V176H144ZM169 175V176H168ZM151 176V177H150ZM153 176V177H152ZM168 176V177H167ZM107 177V178H106ZM161 177H163L164 178V175L163 176H161ZM194 177V178H195ZM245 177H246V179H245ZM260 177V176H259ZM263 177V176H262ZM106 178V179H105ZM148 178V179H147ZM203 178V179H202ZM200 179H202L201 181H199ZM205 179H207V180H205ZM243 179V178H242ZM248 179V180H247ZM140 180V181H139ZM172 181H170L171 183L170 184H172L173 182ZM106 182V181H105ZM139 182H142V183H139ZM238 182V183H239ZM246 182V183H245ZM139 183V184H138ZM245 184H246V186H245ZM255 184H257V185H255ZM241 185H244V187H242ZM253 185V186H252ZM241 186V187H240ZM248 186V187H247ZM250 186H252V187H250ZM139 187V188H138ZM249 188V189H251V190H249V189H246L245 190V188ZM256 187V188H255ZM104 190V189H103ZM144 190V191H143ZM249 191V192H248ZM66 193H62V192H55L56 194H54V193H51V194H46V196H45V193H43V194H33L32 195V192L30 193V191H29V193L28 194H30L31 196H29L30 197V199H29V197H28V201H27V204H26V207L25 208H23L24 210L25 209H30V214H32V215H34V214H39L41 211H43V213L45 212V211H48L49 210V213L51 214V213H54L53 212V209L54 208H56V210H55V213H54V215H57V214H59V215H57L58 217H60V218H62L66 223L69 221V222H71V218H69V216L72 214V213H74L76 210L75 209H77L78 208V206H80V203L77 201V198H75V195H74V193L72 192V190H71V188L67 191H65ZM239 192V194H241V196L238 194L237 195V193ZM241 192V193H240ZM70 193V194H69ZM89 193V192H88ZM124 193L126 194V196L124 195ZM143 193H144V196L146 195V202L148 201V203L150 202L151 204H149V205H147V203L146 204H144L143 202L145 201V200H143L144 199V196H143ZM245 193V194H244ZM53 194V195H52ZM255 194V195H256ZM13 195V194H12ZM52 195V196H51ZM235 195V196H234ZM41 196H43V197H41ZM70 196V197H69ZM138 196H140L139 198H138ZM239 198H238V197ZM44 197L47 199H44ZM58 197V198H57ZM91 197H93L92 195H91ZM126 197V198H125ZM143 197V198H142ZM182 197V198H181ZM240 197H243V198H240ZM75 198V199H74ZM123 198V199H122ZM147 198H148V200H147ZM231 198H233V199H231ZM235 198H237V199H235ZM259 198V199H258ZM261 198V199H260ZM43 199V200H42ZM121 199V200H120ZM55 200V201H54ZM106 200V201H105ZM142 200V201H141ZM151 200V199H150ZM180 200V201H179ZM76 201V202H75ZM137 201H139V202H137ZM259 201H260V203H259ZM261 201H263L262 203H261ZM49 202H51V203H49ZM60 202V203H59ZM75 202V203H74ZM90 202H92V203H90ZM107 202H109V203H107ZM140 202H142V203H140ZM45 203H49V204H45ZM55 203V204H54ZM251 203H253L252 204V206L254 207V209H253V211L252 212H254V213H250L251 212V210H250V212H249V209L250 208H253V207H251L249 204H251ZM76 204V205H75ZM79 204V205H78ZM91 204H94V205H91ZM140 204H142V205H140ZM144 204V205H143ZM154 204V203H153ZM243 204H244V206H249V207H244L243 206ZM256 204V205H255ZM259 204V205H258ZM261 204V205H260ZM78 205V206H77ZM111 207H110V206ZM130 205V206H129ZM146 205H147V207H146ZM151 205V206H150ZM241 205L250 213V218L248 217V212L247 211H242V210H245V209H243L242 207H241ZM31 206V207H30ZM53 206H54V208H53ZM93 206V207H92ZM107 206V207H106ZM169 206V207H168ZM181 206H183V207H181ZM13 207V208H12ZM29 207V208H28ZM103 209H102V208ZM145 207V208H144ZM166 207V208H165ZM185 207V208H184ZM263 207V208H262ZM108 208H110V210L108 209ZM111 208L113 209V210H115V211H113L112 212V210H111ZM115 208V209H114ZM151 208V209H150ZM172 208V209H171ZM44 209H45V211H44ZM48 209V210H47ZM57 209H58V211H57ZM79 209V208H78ZM77 209V210H78ZM109 210V211H111V212H107L106 213V215H105V212L107 211V210ZM146 209V210H145ZM156 209V210H155ZM168 209V210H167ZM52 210V211H51ZM103 210V211H102ZM165 210H167V211H165ZM170 210V211H169ZM173 210V211H174ZM178 210V211H177ZM36 211V212H35ZM130 211V212H129ZM143 211V210H142ZM150 213H148V212ZM157 212V215L155 214L156 212ZM159 211H161L160 213H162V214H160L159 213ZM240 211V212H239ZM259 211V212H258ZM238 212H239V214H240V216L238 215ZM247 212V213H246ZM256 212H258V213H256ZM15 213V214H14ZM48 213V212H47ZM242 213H245V214H242ZM85 214V215H84ZM108 214V215H107ZM122 214V215H121ZM153 216H152V215ZM155 214V215H154ZM256 214V215H255ZM260 214V216H258ZM40 216H42V212H41V214H39ZM43 215H45V213L43 214ZM67 215V216H66ZM12 216V215H11ZM93 217L94 218V220L96 221V222H94V220H93V224H95L94 226L95 227H90L91 225H90V223H89V221H88V218L89 217ZM119 216V217H118ZM144 218H143V217ZM150 216V217H149ZM155 216V217H154ZM232 218V219H235V218ZM87 218V219H86ZM154 218V219H153ZM207 218V217H206ZM206 218H204V219H202V221L204 222L203 223V227L205 228V229H207L208 230V232L210 231V229H212V227H213V225H212V227H210L211 225V223H212V219H209V220H211V221H209L208 220V218L206 219ZM260 219V222L258 223V224H256V222H253L252 223V225H253V227L255 228V229H258L257 231H259L260 233H264V218L263 219ZM84 219H86L87 221H85ZM117 219H119V221L117 220ZM142 219V220H141ZM1 220V219H0ZM13 220V221H12ZM153 220V221H152ZM158 220V221H157ZM117 221H118V223H117ZM151 221V222H150ZM252 221V220H251ZM12 222H13V224H12ZM140 222H141V226H140ZM206 222H207V224H206ZM214 222V221H213ZM263 222V223H262ZM11 223V224H10ZM56 224H58L57 222H56ZM55 224V225H56ZM160 226H159V225ZM213 224V223H212ZM258 226V227H260V228H257L256 226ZM259 224H261L260 226H259ZM6 225V228L8 227ZM206 225H208V227L206 226ZM57 227H55L54 226V232H52V235L54 236V237H61V235H59V232H58V225H56ZM149 226V227H148ZM263 226V227H262ZM157 227V228H156ZM162 227V228H161ZM261 227H262V229H261ZM9 229H10V227H8ZM57 229V230H56ZM76 229H78V230H76ZM93 229V230H92ZM120 229V230H119ZM56 230V231H55ZM123 230V231H122ZM126 230V231H125ZM136 230V231H135ZM138 230V231H137ZM263 230V231H262ZM135 231V232H134ZM21 232V233H20ZM88 234H87V233ZM133 232V233H132ZM162 232V233H161ZM23 233V234H22ZM139 233V234H138ZM71 234V235H70ZM83 234H84V236H83ZM90 234V235H89ZM119 234V235H118ZM56 235V236H55ZM87 235V236H86ZM138 235V236H137ZM147 235V236H146ZM133 236V237H132ZM137 236V237H136ZM159 236H161V239H160V237ZM28 237V238H27ZM79 237V238H78ZM150 237V238H149ZM181 237V236H180ZM62 238V237H61ZM60 238V239H61ZM92 240H91V239ZM117 238H120V239H118L117 240ZM20 239V240H19ZM73 239V240H72ZM83 239V240H82ZM107 239V240H106ZM113 239V240H112ZM159 241H158V240ZM8 240V241H7ZM12 240V241H11ZM131 240V241H130ZM149 240V241H148ZM161 240V241H160ZM165 240V241H164ZM14 241V242H13ZM16 241V242H15ZM25 241V242H24ZM66 241H65V243H66ZM86 241H88V242H86ZM93 241V242H92ZM99 241V242H98ZM118 241V242H117ZM157 241V242H156ZM24 242V243H23ZM61 242H63V241H61ZM97 242V243H96ZM130 242V243H129ZM163 242H165V243H163ZM32 245V249H30V251L28 250L27 251V246H29L30 244ZM108 243V244H107ZM126 244V246H125V244ZM160 244V246L158 245V244ZM29 244V245H28ZM127 244H128V247H127ZM162 244V245H161ZM15 245V246H14ZM78 245V246H77ZM141 245V246H140ZM157 245V246H156ZM163 245H165V246H163ZM167 245V246H166ZM20 246V247H19ZM125 246V247H124ZM138 246V247H137ZM156 246V247H155ZM165 248H163V247ZM22 247V248H21ZM65 247H66V245H65ZM127 247V248H126ZM154 247V248H153ZM167 247V248H166ZM124 248H126V250L124 249ZM148 248V249H147ZM149 248H151V249H149ZM164 250H163V249ZM201 248L205 251V249H206V251H209V254H208V259L210 260L211 259V252H210V248L212 249L211 251H212V253H215L216 254V252L218 253L219 251V253H225V254H227L228 256H230V259H233V258H237L238 260H241L242 258L238 255V254H236L235 256H234V254H232L231 253V251H226L224 248L222 249V248H219L218 249V251H215V249H214V247L212 248V247H209V248H207V247H205V246H201ZM26 250V251H25ZM113 250V251H112ZM123 250V251H122ZM168 250V249H167ZM40 253H39V252ZM150 251V252H149ZM126 252V253H125ZM229 252H230V254H229ZM43 253V254H42ZM122 253V254H121ZM138 253V254H137ZM151 253V254H150ZM168 253V257L169 258H172V259H170L169 261H168V263L169 264H171V260H173V262L174 263H172V264H187L186 262H188L187 260H188V258H187V256L185 255V254H183V255H181V256H179V257H177L176 259H173V254L172 253H170L169 254V252H167ZM63 254V255H62ZM49 255V256H48ZM62 255V256H61ZM115 255H116V257H115ZM123 256V258H122V256ZM185 255V256H184ZM69 256V257H68ZM77 256V257H76ZM234 256V257H233ZM64 257V258H63ZM120 257V258H119ZM124 257H125V259H124ZM231 257H233V258H231ZM240 257V258H239ZM54 258V259H53ZM76 259V260H74V259ZM168 258V259H169ZM64 259V260H63ZM114 259V260H113ZM118 259V260H117ZM120 259V260H119ZM212 259L214 260V259H217L215 256L213 257L212 256ZM62 260V261H61ZM175 260H177V261H175ZM180 260H182V261H180ZM64 261V262H63ZM180 261V262H179ZM236 260H234L233 259V262H235ZM242 261H244V258L242 259ZM264 261V259L262 260V264L264 263L263 262ZM112 262V263H111ZM116 262V263H115ZM122 262V263H121ZM125 262V263H124ZM231 263V262H230ZM127 264H128V262H127ZM231 264H234V263H231ZM248 264H257V263H254V262H251V261H249V263ZM261 264V263H260Z\"/></svg>", "mask_w": 264, "mask_h": 264}, {"label": "snow or ice", "instance_id": "snow-or-ice-1", "mask_svg": "<svg viewBox=\"0 0 264 264\" xmlns=\"http://www.w3.org/2000/svg\"><path fill=\"white\" fill-rule=\"evenodd\" d=\"M130 10H134L133 7L130 5L129 6ZM129 19H131V17H129ZM135 23V21H133Z\"/></svg>", "mask_w": 264, "mask_h": 264}]
</instances>
